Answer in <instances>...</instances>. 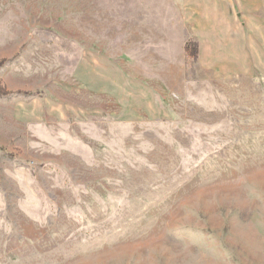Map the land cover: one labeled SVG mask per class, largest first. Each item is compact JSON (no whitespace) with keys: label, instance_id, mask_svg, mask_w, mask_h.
<instances>
[{"label":"rangeland","instance_id":"374dc122","mask_svg":"<svg viewBox=\"0 0 264 264\" xmlns=\"http://www.w3.org/2000/svg\"><path fill=\"white\" fill-rule=\"evenodd\" d=\"M0 87V264H264V0H0Z\"/></svg>","mask_w":264,"mask_h":264},{"label":"trees","instance_id":"16d2710c","mask_svg":"<svg viewBox=\"0 0 264 264\" xmlns=\"http://www.w3.org/2000/svg\"><path fill=\"white\" fill-rule=\"evenodd\" d=\"M185 48H186L187 54H189L190 57L194 58L196 56V49L194 45L188 44ZM8 94H9L8 91L0 87V96H6Z\"/></svg>","mask_w":264,"mask_h":264}]
</instances>
